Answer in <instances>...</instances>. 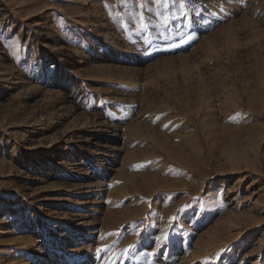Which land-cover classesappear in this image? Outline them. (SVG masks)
<instances>
[{"label":"rangeland","instance_id":"obj_1","mask_svg":"<svg viewBox=\"0 0 264 264\" xmlns=\"http://www.w3.org/2000/svg\"><path fill=\"white\" fill-rule=\"evenodd\" d=\"M77 249L264 264V0H0V264Z\"/></svg>","mask_w":264,"mask_h":264},{"label":"bare ground","instance_id":"obj_2","mask_svg":"<svg viewBox=\"0 0 264 264\" xmlns=\"http://www.w3.org/2000/svg\"><path fill=\"white\" fill-rule=\"evenodd\" d=\"M85 2H86V0H82V4H85ZM84 7H85V5H84ZM92 15V19L90 18L88 21L90 22V25H93V23H94V21H93V19H95V20H98L99 19V17H98V15L99 14H95V13H92V14H90V15H88V17L89 16H91ZM100 21L98 20V23H99ZM98 23H97V26H99L98 25ZM102 23V22H101ZM100 23V25L101 26H103V27H105L106 25L105 24H101ZM108 26V25H107ZM107 26L105 27V28H107ZM104 33V35H106V36H108L109 35V31H107L106 30V32H103ZM114 54V53H113ZM64 75H65V73L63 72V70L62 71H60V73L56 76V79H55V81H54V78H52V77H49V79H47L48 80V82L51 84V83H53L54 85H57V84H60V82L62 81V78L64 77ZM65 78V77H64ZM88 233V232H87ZM68 235V237H69V235L70 234H67ZM70 236H72V234L70 235ZM74 236V235H73ZM83 236H85V235H82V236H80V238L81 237H83ZM60 237V239H61V236H59ZM59 239V238H58ZM59 239V240H60ZM63 239V238H62ZM62 239H61V241H62ZM69 239H70V237H69ZM71 240V239H70ZM82 241V240H81ZM65 242V241H64ZM76 245V244H75ZM63 247H64V245H63ZM81 247V246H80ZM78 248H79V246H78ZM74 250H75V248H74ZM78 250V249H77ZM76 251V250H75ZM71 252H72V250H71ZM75 253V252H74ZM85 254L86 253H84V252H82V251H80V250H78L77 251V254H76V256H75V260H76V264H80L81 263V261L83 260L82 258L85 256ZM74 257V256H73ZM89 263V262H88ZM88 263H85V264H88Z\"/></svg>","mask_w":264,"mask_h":264},{"label":"snow or ice","instance_id":"obj_3","mask_svg":"<svg viewBox=\"0 0 264 264\" xmlns=\"http://www.w3.org/2000/svg\"><path fill=\"white\" fill-rule=\"evenodd\" d=\"M184 2V0H182V3Z\"/></svg>","mask_w":264,"mask_h":264}]
</instances>
